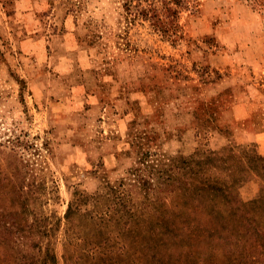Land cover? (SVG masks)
<instances>
[{
  "label": "rangeland",
  "instance_id": "obj_1",
  "mask_svg": "<svg viewBox=\"0 0 264 264\" xmlns=\"http://www.w3.org/2000/svg\"><path fill=\"white\" fill-rule=\"evenodd\" d=\"M183 1L173 42L123 0H0V264L264 243V0Z\"/></svg>",
  "mask_w": 264,
  "mask_h": 264
},
{
  "label": "trees",
  "instance_id": "obj_2",
  "mask_svg": "<svg viewBox=\"0 0 264 264\" xmlns=\"http://www.w3.org/2000/svg\"><path fill=\"white\" fill-rule=\"evenodd\" d=\"M186 6L183 0H123V9L129 20L140 18L148 21L154 30L160 32L173 42L182 37L178 19L180 10ZM238 167L241 168L244 166L238 164ZM30 228L28 226L26 231L30 232ZM22 230V228L13 230L10 227H4L2 233L10 241L18 242L22 237H26L22 233ZM262 243L253 246L252 254H250V257H247L250 262L249 264H264V243ZM20 256L23 257L24 255L22 254Z\"/></svg>",
  "mask_w": 264,
  "mask_h": 264
}]
</instances>
